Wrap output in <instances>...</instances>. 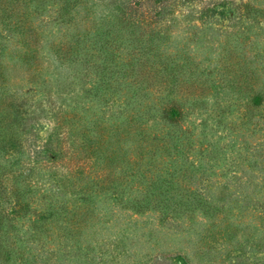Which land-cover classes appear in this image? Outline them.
Segmentation results:
<instances>
[{
    "label": "rangeland",
    "instance_id": "obj_1",
    "mask_svg": "<svg viewBox=\"0 0 264 264\" xmlns=\"http://www.w3.org/2000/svg\"><path fill=\"white\" fill-rule=\"evenodd\" d=\"M121 1L129 0H85V10L94 24L104 29L116 20L115 5ZM140 1L148 7L165 2L162 7L171 10H167L161 24L169 25L168 44L180 47L183 41L187 42L185 47L190 48L191 53L214 61L225 48L240 54L247 51L251 64L256 65L257 69H264V61L260 60L264 53V0ZM242 1L261 8L263 14L240 16L239 5ZM35 5L37 2H33L29 9V18L33 19L35 14L39 15L38 18L45 17V21L37 24L39 46L43 47L37 61L43 67L44 79L49 84L44 87L40 85L41 89L34 91L28 90L29 83L25 77L13 84V89L17 91L15 96L24 103V108L33 110L29 116L34 123L31 132H18L22 152L10 156L12 159L21 155L22 163L17 167L33 166L26 180V185H32L33 189L27 197L33 198L28 200L29 209L26 213L22 217L15 216L16 227L11 233L14 253L23 252L27 257L26 264H264V186H261L264 174L259 175V172L262 173L260 163L249 157L240 144L233 145L229 139L230 135H240L241 132L247 137L249 130L246 128L253 127V124L246 122L233 133L230 130V127L237 126L233 125L234 122L242 121L238 114V93L230 86L218 97L209 92L203 105L199 103V106L192 108L193 105H189L190 98L185 104L188 105V114L182 126L197 136L193 139L197 143L213 144L215 148L225 146L219 155L215 153L211 159L205 156L202 158L204 161H198L200 156L193 153V163H189L181 156L170 159L163 154L159 159L158 152H154L151 157L146 155L144 160L137 162L118 157L99 159V162L94 161V168L104 166V187L91 185L89 179L81 180V183L91 185L89 199L85 201L73 187L75 181L78 185V180L63 175L59 166L49 167L48 152L44 149L50 145L57 146L59 141L54 134V117L48 112V106L55 103L56 106L61 105L62 110L75 109L78 115L83 116V123L100 115L103 110H97V107L102 105L103 100L94 101L93 104L88 102L92 99V94L86 92L88 84L82 86L76 83L78 79L66 78L74 72L72 67L78 68L79 65L60 60L57 53L49 48L50 43L68 40L74 33L71 24L59 20L61 13L65 12L62 9L63 2L46 0L38 10H34ZM79 10L82 11V8ZM202 10L207 11V15L200 19ZM53 17L54 21L51 20ZM134 31L135 35L142 33L138 29ZM246 36L250 37V43L245 40ZM5 37L0 43L9 40L11 44L19 46L20 34ZM126 37L129 35L126 34ZM142 37L145 38L146 34L142 33ZM89 41L80 43L82 52ZM17 52L18 49L11 56L9 53L3 56L10 63L8 71L12 75L19 68ZM82 52H79L78 58ZM60 61L64 62L63 65ZM205 76L204 73L201 78ZM214 76L220 75L213 74L210 77ZM35 79L40 82L42 77L36 76ZM56 80L59 86H56ZM71 80L75 82L68 85ZM124 101L123 93L118 92L110 98V110L102 117L108 119L109 123L122 122L124 110L130 112L134 105L133 99L127 106L120 105ZM141 101L142 104L148 102L144 98ZM218 101L225 106L222 113L216 108ZM151 111L155 112L154 109ZM158 126L159 123L154 124L150 120L146 128L150 131ZM91 135L93 132L89 133ZM130 137L136 141L139 136L131 134ZM186 137L190 138V135L186 134ZM129 140L122 143L123 149L118 152L129 148ZM68 143L72 144L71 140ZM105 145L102 144L101 151L107 154ZM247 159L256 162L257 166L249 167ZM0 161L5 162L3 158ZM184 168L189 179L178 171ZM251 168L257 170L258 175L251 174ZM150 176L160 183L159 187L147 188L145 179ZM169 179L173 180L172 188L167 186ZM249 180L253 181V185ZM109 183L117 184V190L108 187ZM189 183L195 184L199 191L189 193L181 188ZM17 185L22 187L24 183L18 181ZM144 196L145 199L141 200ZM12 206L13 200L4 202L0 213L8 212L13 216ZM50 206L61 211L51 223L53 230L58 227L63 229L68 226L69 220H76V236H67L53 243L45 232L33 228L34 216L31 211L44 210ZM64 207L65 212L61 209ZM63 231L66 232L67 228ZM0 234L3 232L0 231ZM14 260L9 264L20 262L18 257ZM3 263L0 259V264Z\"/></svg>",
    "mask_w": 264,
    "mask_h": 264
},
{
    "label": "trees",
    "instance_id": "obj_2",
    "mask_svg": "<svg viewBox=\"0 0 264 264\" xmlns=\"http://www.w3.org/2000/svg\"><path fill=\"white\" fill-rule=\"evenodd\" d=\"M45 1L0 0V40L6 38V35L10 38L14 33L21 36L18 38L19 46L11 44L9 40L0 43V158L5 161H0V207L9 200H13L12 208L14 207L11 211L13 216L8 212L0 213V231L3 232L0 234V259L4 261L3 264H9L17 257L20 262L23 261V264L27 262L23 252L14 253L15 246L11 233L16 227L15 216L22 217V214L29 209L30 198H33L27 197V194L33 190L32 185H26L28 173L33 166L17 167L22 163L21 155L14 157L15 159H11L10 156L22 152L18 132L32 131L34 123L30 121L29 114H32L33 110L24 108V103L15 96L17 91L13 89V84L23 77L28 81L30 91H34L40 85L44 87L49 84L48 80L44 79L43 67L37 61L43 48L39 46L37 24L45 21V17L38 18L39 15L35 14L33 19L29 18L32 3L37 2L34 10H38ZM61 1L65 12L61 13L62 17H59V20L71 24L74 33L68 40L60 39L58 42L50 43L49 48L57 53L60 60L68 61L74 66L79 65L78 68L72 67L74 72L66 78L78 79L76 83L82 86L88 84L86 92L89 95L92 94V99L88 102L93 104L94 101L102 99V107L98 106L97 110L103 111H100V115H95L94 118L82 123L83 116L78 115L75 109L66 111L61 109V105L56 106L55 103H51L48 106V112H51L54 117L56 128L54 134L59 144L54 147L46 146L44 150L48 152L50 168L59 166L62 168L63 175L67 174L78 180V185L75 181L73 187L82 194V200L89 199L88 190L91 185H96L98 188L104 187V166L94 168V161L99 162V159L102 161L106 158L118 157L122 160L137 162L144 160L146 155L151 157L154 152H158L159 159L165 154L170 159L181 156L185 162L193 163L191 156L195 153L200 156L198 161H204L202 158L205 156L211 159L216 155L215 153L219 155V151L225 146L219 145L215 148L213 144L197 143L193 139L197 136L184 128L182 122L188 114V105L185 104L189 98V105H193L192 108H194L199 106V103L203 105V100L209 92L218 97L227 86L238 93L236 96L238 114L242 118L239 123H233L237 126L230 127L232 133L246 122L253 124L252 128H246L249 130L247 137L243 135L244 132H241L240 135L238 133L230 135L229 139L233 145L240 144L244 149L242 150L249 153V157L256 159L262 166V173L259 172V175L264 174V138H261L264 135V69H257L256 65L251 64L248 58L249 52L240 54L225 48L222 55L219 54L218 59L214 61L209 57L201 58L191 53V49L185 47L187 42L183 41L180 47L168 44L169 25H161L168 13L167 10L171 11L162 7L165 2L148 7L144 6L140 0L121 1L115 5L117 15H114V19L116 20L101 29L94 24L85 10V0ZM80 7L82 11L79 10ZM72 8H75V13L71 12ZM262 12L261 8L250 3L242 1L239 5L240 16L247 17L248 14H263ZM66 14L67 16L63 17ZM200 15L201 19L207 15V11L202 10ZM51 20L54 21V17ZM135 29L146 34V37L143 38L142 33L135 35ZM126 34L129 37H126ZM245 38L250 43V37ZM87 41L89 45L82 52L80 43ZM9 44H11L10 47ZM17 49L19 68L17 73L12 75L8 71L10 63L6 62L3 56L7 53L11 56V53ZM79 52H82L80 58L77 57ZM97 59H100L99 63ZM260 60L264 61V53ZM63 63L60 61L61 65ZM204 73L206 76L201 78ZM213 74L220 76L211 78ZM36 76L42 77V80L38 82L35 79ZM56 86H59L58 82ZM118 92H122L126 100L120 105L127 106L132 99L134 105L130 112L124 110L125 117L122 122L109 123L108 119L102 116L110 110L109 100ZM142 98L147 99L148 102L142 104ZM221 105L218 101L216 108L222 113L225 106ZM152 109L155 112L151 111ZM27 114L28 118H26ZM150 120L154 121V124L159 123L160 126L148 131L146 125ZM90 132H93V135L89 136ZM130 133L132 136L133 134L139 136L136 141L130 137ZM186 134L192 139L186 137ZM129 138L131 139L127 143L129 148L118 152L119 149H123L122 143ZM69 140L72 144L68 143ZM104 143H106L107 154L101 151ZM255 163L247 159L249 167L257 166ZM26 170L27 173H25ZM178 171L182 172L184 178H190L185 168ZM251 174L258 175L257 170L251 168ZM262 178L264 180V175ZM84 179H89L91 185L81 183ZM145 180L148 182L147 188L160 186V183L151 176ZM18 181L24 183V186H18ZM172 182V179L167 181L169 188H172ZM249 183L253 185V181L249 180ZM110 184L108 187L112 186L114 190H117V184ZM194 185L189 183L188 186L184 185L181 188L189 193L199 191V188ZM261 186H264V181ZM145 197H141V200ZM61 209L63 212L66 211V207ZM31 212L34 216L33 228L45 232L52 238L53 243L67 236H76L74 231L77 229L74 226L76 220L68 221V226L64 227L67 228L66 232L61 227L53 230L51 223L61 211H56L50 206L44 210Z\"/></svg>",
    "mask_w": 264,
    "mask_h": 264
}]
</instances>
